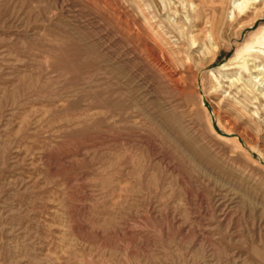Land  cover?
<instances>
[{
    "label": "rangeland",
    "instance_id": "obj_1",
    "mask_svg": "<svg viewBox=\"0 0 264 264\" xmlns=\"http://www.w3.org/2000/svg\"><path fill=\"white\" fill-rule=\"evenodd\" d=\"M232 1L0 0V264H264V0Z\"/></svg>",
    "mask_w": 264,
    "mask_h": 264
},
{
    "label": "bare ground",
    "instance_id": "obj_2",
    "mask_svg": "<svg viewBox=\"0 0 264 264\" xmlns=\"http://www.w3.org/2000/svg\"><path fill=\"white\" fill-rule=\"evenodd\" d=\"M232 1V0H230ZM233 2V1H232ZM238 9L242 10L243 11V3H238L237 4V7ZM153 93V92H152ZM156 94V93H155ZM175 123H177L178 125V128H177V132L180 136V138L183 140V141H186V143H188L189 147L191 148L190 151L191 152H196L199 150V149H202V150H205V145L203 143V138L197 134L193 129L192 127H187L185 126L184 122L182 119H179L177 116H175ZM204 137V136H203ZM210 144V143H209ZM187 145V146H188ZM208 146V144H207ZM206 146V147H207ZM198 147V148H197ZM208 148V147H207ZM209 150V149H208ZM212 150V149H211ZM189 151V152H190ZM207 152V151H206ZM209 153V152H208ZM205 154V153H204ZM214 156V155H213ZM245 177V176H244ZM249 181V180H248Z\"/></svg>",
    "mask_w": 264,
    "mask_h": 264
}]
</instances>
